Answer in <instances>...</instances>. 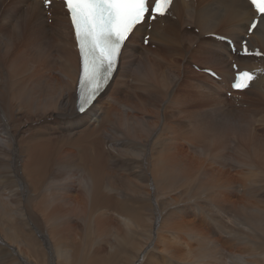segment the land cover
Here are the masks:
<instances>
[{
	"label": "bare ground",
	"instance_id": "1",
	"mask_svg": "<svg viewBox=\"0 0 264 264\" xmlns=\"http://www.w3.org/2000/svg\"><path fill=\"white\" fill-rule=\"evenodd\" d=\"M46 11L53 18L51 23ZM252 17L254 13L245 0H173L167 13L151 23L150 30H146L144 23L135 27L123 45L111 80L100 89L92 105L78 114L75 91L79 60L61 3L52 2L45 10L39 0H0V147L6 149L0 160V169H6L0 173V178H6L4 186L0 179L2 191L7 193L11 188L14 194L43 191L45 208H52L51 204L54 208L59 199L62 208L66 204L63 203L66 191L76 183L88 207L80 208L82 217L76 215L82 230L95 226V217L97 220L100 215L110 217L109 211L118 208L109 207H114L117 201L125 209L127 201L116 200L117 197L127 196L137 201L142 196L148 201L150 195L161 197L170 190L187 195L190 190L206 192L216 187L219 179L210 178L205 167L193 169V157H181L176 148L178 144L188 147L190 154H196L201 160L199 165L230 161L243 168L245 175L264 179L261 135L264 131V54L258 59L239 57L230 53L227 44L211 38L218 31H227L229 37H226L239 49ZM187 25L198 28V33L188 31ZM257 25L248 38V46L259 47L264 53V18L260 17ZM145 34L149 35V42L144 46ZM231 63L238 69H260L249 87L241 92H232L229 88L233 79ZM192 64L204 71H217L219 79L190 71ZM187 72L190 76H186ZM227 91L231 92L229 99L225 96ZM238 95L246 96L249 101L237 100ZM242 103L249 108L241 107ZM233 104L240 107L233 108ZM247 111H251L248 115L252 121L256 117V124L246 116ZM63 158L75 172H69L68 167V173L61 169L59 173H54L56 170L52 173L56 162ZM109 164L118 166L123 173L115 176ZM196 177L200 179L192 186ZM106 199L111 203L108 207ZM192 200L195 198L187 197L182 204ZM58 212L48 210L54 222L49 230L55 244L50 238L45 241L48 228L44 231L38 219L32 221L29 235L24 238L19 234L23 239L19 242L25 243L33 253L37 254L39 248L44 254L42 263L40 259L35 262L33 258L24 259L13 247L12 240L7 242L8 237L5 239L0 233V246L13 253L9 259L3 253L0 264H109L114 256L122 259L117 264H162L150 253L126 250L127 245H133L123 240L108 254L98 252L93 258L92 246L101 225L95 226L92 232L84 228L80 234L74 224L68 225L71 215L61 220V215L56 217ZM148 213L142 217L148 227L157 225L154 214ZM129 214L120 213L127 232L142 219L137 214ZM222 214L225 217L226 213ZM247 217L253 224L250 214ZM257 226L264 229L263 223ZM101 229L104 228L101 226ZM71 232L77 235L74 243L69 236ZM15 236L14 233L10 238ZM80 237L84 240L80 241ZM203 253L208 256L211 252Z\"/></svg>",
	"mask_w": 264,
	"mask_h": 264
},
{
	"label": "rangeland",
	"instance_id": "2",
	"mask_svg": "<svg viewBox=\"0 0 264 264\" xmlns=\"http://www.w3.org/2000/svg\"><path fill=\"white\" fill-rule=\"evenodd\" d=\"M248 13L250 14L249 11ZM47 17L48 19L50 18V20L53 19L51 16H47ZM48 23H51V21L50 22L48 21ZM186 29L196 34L198 33V30H199L198 28L192 27L190 25H187ZM216 34L217 35L223 34L224 36H228L227 31H218ZM230 34L232 35V33ZM192 65L193 66L190 67V71L194 70L197 73L199 72L202 73V71H204L198 65L196 64H192ZM186 76H190V73L187 72ZM219 83H220V86L224 88L223 83L222 82H219ZM129 85H131V83ZM225 96L228 99L231 98V92L227 91L225 93ZM245 97L246 96L244 95H238L236 96V99L244 100L245 102L249 101L247 98L245 99ZM242 104L243 106L241 107L245 109L249 108V106L244 107V103ZM260 106L262 107V105ZM237 107H240V106H238L237 104H233V108H237ZM248 113H251V111H247L246 116L249 118V120L252 123L256 124L257 123L256 117L254 116L255 121H252ZM263 134H264V131L261 132L262 138L264 139ZM181 145L182 144H178L177 145L178 147H176L177 150L180 152L181 157L187 156L190 159L191 157H193L192 162L193 161L194 162L192 163V168L196 169L200 167V169L202 168V170H204V167H205L206 170H208L210 178H212L213 180L214 178L215 180L219 179L218 185L216 187H211L207 189L206 192L193 191L192 193V191L190 190L187 195L186 194L181 195L180 193L177 192V190L175 191L170 190V193L164 194L166 195L165 197L163 194H161V197L160 195L159 196L150 195L149 196L150 198H148V201H144L142 196L137 197V201H133L127 196L117 197L116 200H126L127 201V203L124 205L126 207L125 209L118 206V204H121V203L117 201V203L114 204V207L113 206L109 207V208H118L117 210L109 211V213H111L109 214L110 217L107 216V218H105L104 217L105 215H100L99 217L97 216L98 220L101 221V223L98 222L96 217L94 218V222L96 224L93 223V225L98 226V227L101 225L104 229H101V226H100L99 227L100 229L96 233L97 239L92 246V251L94 254L93 258H95L99 254L98 252H100L101 254H108L116 245L120 243L121 240H123V241H131L133 245V246L127 245L126 250L128 249V251L130 250L134 253L139 252V251L150 253L151 255L159 259L162 264H187V263L188 264H204V263L205 264H264V229H259V227L257 226V223L264 224V179L258 176L245 175L246 172L244 171L243 168H240V166L232 162L231 164L230 161H228L227 163H223V161L217 162L215 163L216 165H214L213 163L211 166H204V164L199 165L201 160L196 156V154L194 153L190 154L189 148L186 147L185 145H182V146ZM230 146H233V144L230 143ZM104 147L105 149H107L106 145H104ZM5 150L6 149L4 147H0V160L3 159V154ZM60 165H61V168H60ZM68 167H67L66 159L63 158L56 162L51 172L53 173L56 170L54 173L56 172L59 173L60 171L59 169H61L64 173L66 172L68 173L69 168H70L69 172H75V170H73L74 168L72 167L68 168ZM109 167L112 168L115 176L120 173L121 174L123 173L121 172V170H119L118 166H113L109 164ZM208 168L212 172L211 171L209 172ZM219 168L220 169L222 168V169L220 170ZM5 172H6L5 168L4 170L0 169V173H5ZM0 179L2 180L1 186H4L6 178L3 177ZM199 179H200L199 177H196L195 181L192 183L193 184L192 186H196V183L197 181H199ZM208 180H209V176H208ZM39 185H42L40 181H39ZM249 185H250V188H249ZM1 186H0V200L2 201H0V233L5 239H6V236L9 238V239L7 238L6 240L7 242L12 240L14 244L13 247L17 248L18 251L21 253V256H23V258L26 260H32L33 258L34 262L37 259H40L41 263L43 261V258L41 257H43L44 254H42L39 248H38L37 254L33 253L32 250L28 249V247L25 246V243H21L23 242V239L19 236V234H23L25 238V235L26 236L29 235V231L31 230L30 228H32L31 224L33 222L37 221L38 219L41 227L45 228L44 231H46V228H48L47 233L49 237L46 235L45 241H48V239L50 238L51 242L55 244L56 243L55 238L53 237V235L51 234V231L49 230L50 225L54 224V222L51 221V219L49 218L48 210H53L54 212L59 211L58 212L59 214H57L56 217L57 216L60 217L61 215L63 217L61 218V220L66 219V216L68 218V216L71 215L72 217L70 216L69 218L70 220H68V225L72 226L74 224L73 226L78 229L81 223H79L76 220V215L82 214L80 213V208H88L87 206L84 205V200H82V197L80 196L81 192H79L80 190L76 183L72 184L69 187V191H66L67 193L65 192L66 200L63 203H66V204L65 206L62 204L61 205L62 208L59 207L60 199L58 200L59 202L56 200V202L54 203V208L52 204H51L52 208H45L46 201L45 199H43V195L45 194L43 191H39V192L38 191H32V192L24 191L21 193L19 192V193H16L18 196L17 197L15 196L16 194H14V192L12 191V188L6 193L2 191ZM24 195H28V196H24ZM133 197L136 198V195ZM187 197L195 198V201L192 200L193 202H187L185 204H182L183 202H185ZM159 199H161L160 202H159ZM109 201H110L109 199L105 200V205L107 207H108L107 204H111ZM68 203H70V205H68ZM8 204L10 205V207ZM144 204H146L147 206ZM148 204H151V205H148ZM145 207H148V208L146 209ZM98 208H103V207H98ZM128 208H131L132 210ZM149 208L151 210H149ZM254 208H257L258 211L260 212L253 211L252 209ZM171 209L173 210L171 211ZM136 210H138V212ZM166 210H169L171 212V215L169 214L170 212ZM179 210L182 211L181 214L177 213V211L180 212ZM146 211L152 212L154 214V218L157 220V225H153V226L150 225L148 227L149 225L148 222L142 218L145 215V213L149 214ZM233 211H234L233 214L230 213ZM127 212L137 214L142 218L141 220H138L139 222L138 225L136 227H131L128 230V232L125 231V229L123 228L126 226H123L122 218L120 217V213L130 215ZM236 212H238V214ZM7 213H9V215ZM222 213H226L225 217L223 216ZM248 214H250L252 221L254 222L253 224H250V221H248V217H247ZM163 215H166V216L168 215V216L166 217ZM179 215H181L182 218ZM235 215H237V217H235ZM158 218H159V221H158ZM237 218H238V221L236 222ZM43 219L44 221H42ZM160 219H161V223H159ZM95 226L83 227L82 230L81 228H79L81 232L79 230L78 233L82 234V232H84V228H89L90 231L92 232ZM147 228H150V230L146 231ZM16 232H18V236ZM14 233L16 236L13 238H10L12 234ZM69 236L73 238L72 243H74L75 242L74 236L75 237L77 236L75 235V232H71ZM162 239L163 241H161ZM19 240L21 242H19ZM83 240L84 238L80 237V241H83ZM69 244L70 243H67V245ZM166 247L168 248L167 250H166ZM199 247L201 250L199 249ZM198 249L203 252L205 251L207 253L209 252L211 253H209V255L206 256L205 253L200 252ZM0 251H1L0 257L4 253L6 254L5 257L7 259H9L10 255L13 254L9 249H7L6 247H2V246H0ZM167 252L170 254H168ZM56 257L58 261L61 259V258H58L57 255ZM119 259L121 258L118 256H114L109 264H117V261ZM235 260L238 262H235ZM60 261H61L60 263H62V259Z\"/></svg>",
	"mask_w": 264,
	"mask_h": 264
},
{
	"label": "snow or ice",
	"instance_id": "3",
	"mask_svg": "<svg viewBox=\"0 0 264 264\" xmlns=\"http://www.w3.org/2000/svg\"><path fill=\"white\" fill-rule=\"evenodd\" d=\"M71 19L82 61L81 82L91 85L81 94L79 111L95 99L109 79L125 41L135 27L151 13L165 15L173 0H63ZM50 0H44L48 5ZM251 6L264 18V0H250ZM253 21L249 32L257 28ZM247 50V49H245ZM260 53H257L259 55ZM254 76L249 71L238 72L233 87H249Z\"/></svg>",
	"mask_w": 264,
	"mask_h": 264
}]
</instances>
